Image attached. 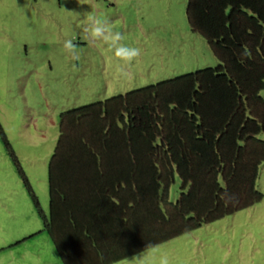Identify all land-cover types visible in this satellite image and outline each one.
I'll list each match as a JSON object with an SVG mask.
<instances>
[{
  "label": "trees",
  "instance_id": "1",
  "mask_svg": "<svg viewBox=\"0 0 264 264\" xmlns=\"http://www.w3.org/2000/svg\"><path fill=\"white\" fill-rule=\"evenodd\" d=\"M185 14L218 64L60 113L47 214L0 124L63 264H112L263 198L264 0H187Z\"/></svg>",
  "mask_w": 264,
  "mask_h": 264
},
{
  "label": "rangeland",
  "instance_id": "2",
  "mask_svg": "<svg viewBox=\"0 0 264 264\" xmlns=\"http://www.w3.org/2000/svg\"><path fill=\"white\" fill-rule=\"evenodd\" d=\"M186 4L0 0V124L45 214L47 166L60 113L218 64L206 39L190 28ZM89 17L104 22V35L120 33L118 44L139 48L140 55L130 63L117 57V45L91 35ZM67 40L76 45L75 52L64 47ZM259 94L264 97V88ZM258 138L264 140V134ZM179 184L176 175L171 201L179 195ZM255 186L263 194L260 201L157 244L159 251L170 264H264V162ZM42 228L0 137V264H63ZM134 255L112 264H128Z\"/></svg>",
  "mask_w": 264,
  "mask_h": 264
},
{
  "label": "clouds",
  "instance_id": "3",
  "mask_svg": "<svg viewBox=\"0 0 264 264\" xmlns=\"http://www.w3.org/2000/svg\"><path fill=\"white\" fill-rule=\"evenodd\" d=\"M89 19L94 21L91 35L96 38L103 37L105 41L109 42L110 47L114 44L117 45L115 48V54L117 57L130 63L140 55L139 48L118 44L122 39L120 33L117 32L114 35H104V22L92 17H89ZM64 47L72 52H75L76 50V45L71 40L65 41ZM34 264H39V260H34ZM128 264H170V260L166 253L159 251L158 245L149 243L145 250L135 254L132 259H129Z\"/></svg>",
  "mask_w": 264,
  "mask_h": 264
}]
</instances>
